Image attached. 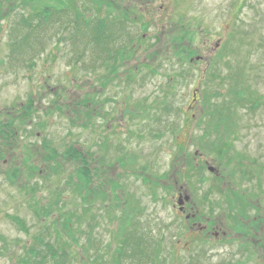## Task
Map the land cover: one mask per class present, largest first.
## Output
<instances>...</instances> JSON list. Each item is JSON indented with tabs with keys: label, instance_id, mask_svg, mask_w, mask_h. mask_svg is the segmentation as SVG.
I'll return each mask as SVG.
<instances>
[{
	"label": "rangeland",
	"instance_id": "rangeland-1",
	"mask_svg": "<svg viewBox=\"0 0 264 264\" xmlns=\"http://www.w3.org/2000/svg\"><path fill=\"white\" fill-rule=\"evenodd\" d=\"M60 1L0 0V122L15 119L19 128L15 145L1 144L0 248L8 251H0V264H18L39 234L44 244L66 252L67 264H264V250L246 233L264 206V0H241L242 12L236 10L240 0H73L90 26L107 19L111 36L104 50L87 46L76 33L70 9L49 21L34 18L48 23L19 48L9 46L30 32L21 24L24 17L46 7L53 12ZM129 44L132 56L120 55L109 63L113 71L106 68L108 55ZM192 56L197 60L191 66ZM237 71L248 80L243 85L228 79ZM249 86L258 108L233 104L235 112H226L232 133L210 132L216 125L211 110L228 108L231 87ZM31 100L35 118L21 125ZM45 138L61 153L73 143L92 158L101 193L87 207L69 191L66 207L44 217L40 207L57 204L59 184L77 168L59 157L61 182L55 173L45 176L52 163ZM208 138L227 141V152L220 157L205 144ZM34 165L41 172L30 178L27 169ZM15 166L26 169L16 184L8 180ZM179 192L197 203L196 211L221 217L215 224L219 240L190 232L172 199ZM246 202L254 207L246 209ZM65 218L71 235L63 230ZM151 229L165 244H151ZM185 255L190 260L182 261Z\"/></svg>",
	"mask_w": 264,
	"mask_h": 264
},
{
	"label": "trees",
	"instance_id": "trees-1",
	"mask_svg": "<svg viewBox=\"0 0 264 264\" xmlns=\"http://www.w3.org/2000/svg\"><path fill=\"white\" fill-rule=\"evenodd\" d=\"M96 3H99V1L101 0H94ZM100 5V3H99ZM118 6L120 8V5L118 3ZM237 7V12L240 11L242 12L244 9V3L240 0L239 4L236 5ZM55 9L57 11H55ZM54 9L53 12H51L49 10V7H46L45 11H38L35 13V16L32 17V15L30 14V16H28L27 18L24 17L21 24L23 23L24 26L28 27L29 29V33L24 35V39L23 41L21 40L19 42V40H15V41H11V48H19L23 43H26L28 41V36L29 34L33 31V33H36L38 31V29L41 28V23L45 20V21H49V19H52V17H49L50 15H52L53 13H65V11H74V14L72 15V17H69L68 22L70 21L71 23L74 22L76 23L77 26V32L78 34H83L84 38H86V44L87 46L90 44H95L96 48H100V50H104L105 46L107 47V41L111 36L110 31L111 30V26L110 24L107 22H105L107 19H103L98 17L95 20V24L94 26H90V20L87 19V17H85V14H82L80 11H78V5H75L73 0L70 2H67L65 0H61L60 1V6L56 7ZM125 13V11H123ZM49 17V18H48ZM109 17V16H108ZM34 18H38L41 19L43 21L40 20V22L36 23L34 22ZM79 19H83V20H79ZM113 21V20H112ZM51 22V21H50ZM81 22V23H80ZM83 22H85V24H83ZM45 23V25H47L48 22H43ZM59 25H61V23L59 22ZM64 36V35H63ZM63 36L60 38L62 39ZM180 43V41L178 42ZM181 43H183L181 41ZM125 50L123 51H119V54H117V51H115V53L117 54L115 57L113 55H108V60L105 62V66L106 68H112L111 71H113V66H110L109 63H111V61L115 60L116 57H121L123 55H125L126 57H130L132 56V52H133V47L132 45L129 44V50L128 48L125 47ZM157 52H155L156 54ZM121 55V56H120ZM159 55V52L157 53V56ZM34 56H37V53L34 54ZM161 59H171L170 57H166L164 58L163 56L160 57ZM116 61V60H115ZM184 60H182L183 64ZM34 65V64H31ZM215 65V64H214ZM228 67H230V64H228ZM228 79H231V81L234 84V81L236 83V85H243L244 83H246L248 80H246L244 78V73L242 71H237L235 73V76L231 75ZM234 87V85H233ZM251 86L248 87V89H240L238 90L237 88H232L228 90V95L231 97V101L228 102V108L225 104V102H223L225 104L224 108H220V109H213L211 110L212 115H214L216 118H213L212 120H210V122H212L213 124L216 123L215 127H213L210 124V129H213V131L210 132H214L218 131L220 128H222L224 131H228L231 129V133L234 130L232 126L228 125V115L226 114V112H229L231 114L232 112H235L233 107V104H237L240 106L245 105L246 108L249 109H257L260 102L259 100H254L252 97L254 96L255 91H253L252 89H250ZM250 94V96H249ZM237 101V103L235 102ZM34 100H31L29 102L28 106V112L29 115H27V113L25 112L24 115H22L21 117V122L20 124L23 125L25 123V121H32L35 118V111L36 109H33V111H31V109H29L30 107H33L34 105ZM205 102L207 103V101L205 100ZM204 102V103H205ZM214 104H218V103H214ZM85 106H88V102L84 103ZM213 105V104H212ZM229 109V110H227ZM76 111V110H75ZM31 112V113H30ZM14 120L8 119L5 123L4 122H0V162L5 159L4 158V153H3V149L1 147L2 142H5L7 144H9V142H11V146H13V144L15 145L17 142V134L19 131V128L15 126ZM200 123V121H199ZM37 125L41 128L44 129L45 127V122H39L37 123ZM209 129V130H210ZM26 132V131H25ZM219 134V133H218ZM235 134V133H234ZM233 134V135H234ZM210 133L206 132L203 137H209ZM213 136V135H212ZM205 144L210 145V148L213 149V151L215 153H218V155L220 157H222L226 152H227V146H229V143L227 141H223L221 138L218 141H214L211 140L210 138H208V140L206 141ZM203 146V145H202ZM42 147L46 150V159L51 161L52 165L50 164L48 166L49 168V173H47L45 176H49L51 173H55L57 176V179L59 180V182H61V177L64 175L65 173V168H64V163L62 164L61 161L64 160L70 163H74V165H76V170H72L69 173V178L64 182V183H60L59 184V188L57 189V204H49L47 206H41L40 209L43 210V215L44 217H49L52 213V208L58 209V210H62L64 209V207H66L65 204V198H66V194L71 191L73 192V194H79L81 195V203L82 204H91V201L93 199L94 195H97L100 191L101 188L98 186H95L96 184V179L95 176L97 177L98 173L94 172L93 169H95V167L92 165V158L89 157L87 155V151L84 150H79L77 149V147L73 144V143H69L67 145V147L61 152H59L54 146L53 144L50 142L49 139L45 138L43 140V144ZM227 147V148H226ZM6 154V153H5ZM59 157H61L63 160H59ZM30 166V165H28ZM196 169H199L196 167ZM25 168L23 167H18L15 166L12 167L11 171L8 172V180L14 184H16L20 179H22V177L25 174ZM27 173L29 174L30 178H33L35 175L39 174L41 172V168L37 167V166H32V167H28L27 169ZM43 172V171H42ZM62 173V174H61ZM96 173V174H95ZM61 174V175H60ZM76 180V181H75ZM106 183L103 182L101 184L102 187H106L105 185ZM233 192V191H232ZM96 193V194H95ZM101 193V192H100ZM103 194L105 193L102 192ZM105 196V195H104ZM241 199L245 200L244 197H240ZM257 199H261L260 195L257 197ZM228 200H234L233 198L229 197ZM62 202V204H60V202ZM246 201V200H245ZM59 203V204H58ZM247 203V202H246ZM87 205H84L82 208L87 207ZM253 208L254 206L250 205L247 203L246 205V209L248 208ZM259 219L255 220L254 222L251 223L252 228L249 227V230L246 232L250 235H254L252 233V230L254 231H258L259 227L257 226H264V206H262L259 209ZM257 216V215H256ZM66 217V216H65ZM15 224L19 227V229L23 232L29 233V227L26 224V222L24 220H22L19 217H14L13 218ZM256 226V227H255ZM63 230H65V233H67L68 235H71L73 233V230H71V220L69 218H65V221L63 222ZM77 241V239H76ZM45 243V239L42 237L41 234L36 235L33 238V242L30 244V246L28 248H26V252L22 253V256L20 257V261L18 262V264H67L65 261V257L66 252L62 251V248H56L55 245H53L51 242L48 244H44ZM257 247H260L262 250H264V239L260 240L258 243H256ZM1 252H6L8 251L7 245L3 246L2 248H0ZM264 255V254H263ZM51 258L52 262L48 259ZM108 261H105V264H109L106 263ZM152 264H156L155 261L152 262ZM158 264V263H157ZM231 264V263H228Z\"/></svg>",
	"mask_w": 264,
	"mask_h": 264
},
{
	"label": "flooded vegetation",
	"instance_id": "flooded-vegetation-1",
	"mask_svg": "<svg viewBox=\"0 0 264 264\" xmlns=\"http://www.w3.org/2000/svg\"><path fill=\"white\" fill-rule=\"evenodd\" d=\"M195 56H193V58H195ZM193 58H191V59H193ZM195 61L196 60L192 61L191 63L193 65H195V63H196ZM182 196H184L182 192L175 193V194H173L172 199H177L179 214L183 215V218L185 220V224L188 225L190 232H193L194 234H196V236L199 237V239L205 238L206 240H210L211 242L213 241V239H215V241L219 240L220 239L219 238L220 232L218 231V228L216 230V227H218V226H215V224H216V222L221 221V217L218 216V214L215 216H213L212 214H211V216H209V215L206 216L205 214L201 213L200 211H198V210L196 211L194 206L197 203H195V201H193L192 199L183 200L184 198ZM175 214H178V213H175ZM175 216L177 217V215H175ZM173 221H174V219H173ZM175 223L176 222H173V224H175ZM178 225H181V224H178ZM263 228H264V226H263ZM152 230L153 229L149 230L148 234H147V239L151 242V244H153L154 247H156L157 244H159V245L165 244L164 241H161V239L159 240V237L158 238L154 237ZM253 234L254 235H250V236H252V238H254V240L256 239L255 242L258 243L260 240H262L261 235H264V229H259L258 232L256 231V233L254 231ZM212 235H214L213 239H212ZM177 243L178 244L180 243L179 239L177 240ZM189 243H190L189 240L185 241V245H188ZM164 249L165 248H163V252H164ZM156 250H157V248H156ZM167 251L169 254V258H171V260H172V258L174 257L172 255V252H169V249ZM151 252H152V250H151ZM151 252L148 253L149 256H152ZM174 254H175V252H174ZM189 254H191V253L189 252ZM187 255H185L183 257L182 261L186 262L187 260H190V255L189 256H187ZM169 258L165 257L164 259L169 260ZM145 260H147L146 263H152L153 262V260H150V259H145Z\"/></svg>",
	"mask_w": 264,
	"mask_h": 264
},
{
	"label": "water",
	"instance_id": "water-1",
	"mask_svg": "<svg viewBox=\"0 0 264 264\" xmlns=\"http://www.w3.org/2000/svg\"><path fill=\"white\" fill-rule=\"evenodd\" d=\"M212 170H213V169H212ZM186 199H188V197H187Z\"/></svg>",
	"mask_w": 264,
	"mask_h": 264
}]
</instances>
